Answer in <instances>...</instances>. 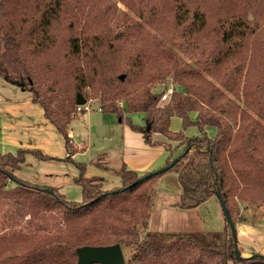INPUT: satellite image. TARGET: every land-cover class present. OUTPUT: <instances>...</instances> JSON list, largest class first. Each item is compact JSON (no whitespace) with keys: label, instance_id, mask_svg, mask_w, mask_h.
Returning a JSON list of instances; mask_svg holds the SVG:
<instances>
[{"label":"trees","instance_id":"16d2710c","mask_svg":"<svg viewBox=\"0 0 264 264\" xmlns=\"http://www.w3.org/2000/svg\"><path fill=\"white\" fill-rule=\"evenodd\" d=\"M0 77L31 89L66 159L79 149L69 131L78 95L168 152L158 169L120 167L114 189L76 162L82 201L15 175L29 154L50 158L40 149L0 154V264H77L80 247L116 243L124 264H264L236 254L242 204L264 205V0H0ZM170 169L181 208L221 194L223 230H148L155 181Z\"/></svg>","mask_w":264,"mask_h":264},{"label":"rangeland","instance_id":"374dc122","mask_svg":"<svg viewBox=\"0 0 264 264\" xmlns=\"http://www.w3.org/2000/svg\"><path fill=\"white\" fill-rule=\"evenodd\" d=\"M119 6L126 9L121 2ZM89 103L91 110L76 113L70 123L72 140L79 149L72 154V160L66 159L69 153L64 138L45 116L43 108L34 101L31 89H24L0 77V154L17 152L22 147L40 149L50 156L48 159H38L35 155L29 154L22 166L15 171L18 178L38 185L53 186L64 194L66 199L82 201V187L75 181L80 175L76 162H85L86 175L102 176L104 189L121 187L122 181L118 170L122 161L121 143L124 123L120 122L116 113L103 112L99 100L93 99ZM142 116L141 113H134L132 119L139 122ZM171 129L173 131L183 129L180 117H173ZM206 131L210 136L216 133L214 127H208ZM185 132L189 135L200 134L197 126H190ZM9 185L13 186L15 182L9 181ZM181 190L178 174L174 169H170L156 179L150 214L152 228L149 227L148 222L150 232L192 233L201 237L223 230L226 219L217 197L202 203L197 208L184 209L172 206L163 208L168 202L177 200ZM245 216L248 219L264 222L263 212L248 211L245 212Z\"/></svg>","mask_w":264,"mask_h":264},{"label":"crops","instance_id":"0c3cea01","mask_svg":"<svg viewBox=\"0 0 264 264\" xmlns=\"http://www.w3.org/2000/svg\"><path fill=\"white\" fill-rule=\"evenodd\" d=\"M130 116L132 118L133 114ZM193 117L195 118L196 114ZM88 120L90 121L89 116H88ZM133 121L137 124H142L143 116H142L141 121L139 122L135 120ZM101 124H100V127H101ZM123 125L124 126L122 128V143H121V160L122 161H121L120 167H122L123 165H126V167L136 170L140 173H145L147 171L162 167L168 156V152L164 149V147L150 145L145 139L142 132L133 130L127 124H123ZM70 135L73 136V133L70 132ZM100 165L103 166V164H100ZM213 197H217V196H212L208 200L213 199ZM179 198L171 203L168 202L166 205L163 206V208H166V207L170 208L171 206L179 207L177 205ZM248 211L252 213H255V212L264 213V205H253V204H247V203L242 205V214L245 219L242 221H239L236 224L238 240H239L240 247H241L240 249L241 253L244 256H250L254 254V252L256 253L258 252L264 255V222H261L262 220L256 221L254 219H248L245 216V212H248ZM151 222L152 221L150 218L149 227L152 228ZM189 234H192V233H189Z\"/></svg>","mask_w":264,"mask_h":264},{"label":"water","instance_id":"95a60500","mask_svg":"<svg viewBox=\"0 0 264 264\" xmlns=\"http://www.w3.org/2000/svg\"><path fill=\"white\" fill-rule=\"evenodd\" d=\"M121 78H124V75H121ZM87 102L86 97L83 95H78L76 103L78 105L85 104ZM174 160L171 165L175 163ZM170 166H165L159 171H166ZM217 197L220 199L221 205L223 204L221 194H217ZM230 219V217H229ZM234 227V226H233ZM236 254L241 256V250L236 249ZM257 253H254L250 256H256ZM78 262L77 264H124L125 256L123 249L119 243L108 245V246H82L78 249ZM247 256V257H250Z\"/></svg>","mask_w":264,"mask_h":264},{"label":"built area","instance_id":"2783aa9c","mask_svg":"<svg viewBox=\"0 0 264 264\" xmlns=\"http://www.w3.org/2000/svg\"><path fill=\"white\" fill-rule=\"evenodd\" d=\"M174 90H175V87L173 85H170L169 87H167L166 90L164 91V93L162 94L161 99L162 100L169 99V97L173 94ZM89 102L90 101L87 100V102L85 104L77 105V113L87 111V110H91V105Z\"/></svg>","mask_w":264,"mask_h":264}]
</instances>
